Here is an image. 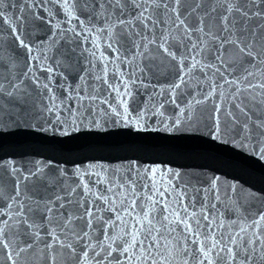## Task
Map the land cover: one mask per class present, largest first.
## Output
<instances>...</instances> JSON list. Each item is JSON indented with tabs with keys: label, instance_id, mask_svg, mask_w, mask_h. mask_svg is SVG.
Instances as JSON below:
<instances>
[{
	"label": "snow or ice",
	"instance_id": "6c2138e0",
	"mask_svg": "<svg viewBox=\"0 0 264 264\" xmlns=\"http://www.w3.org/2000/svg\"><path fill=\"white\" fill-rule=\"evenodd\" d=\"M245 159L264 0H0V264H264Z\"/></svg>",
	"mask_w": 264,
	"mask_h": 264
},
{
	"label": "water",
	"instance_id": "95a60500",
	"mask_svg": "<svg viewBox=\"0 0 264 264\" xmlns=\"http://www.w3.org/2000/svg\"><path fill=\"white\" fill-rule=\"evenodd\" d=\"M84 142L85 141L82 139L81 141L69 145V147L78 148L83 146ZM2 144L5 154L12 151H19L21 149L34 150L42 155L49 154L43 148L42 142L39 138L23 133H15L6 137ZM190 163L207 164L210 163V161H191ZM242 164L248 169L249 173L248 176L242 178V182L245 184H251L253 190L264 192V168H261L256 162L250 159L243 160Z\"/></svg>",
	"mask_w": 264,
	"mask_h": 264
}]
</instances>
